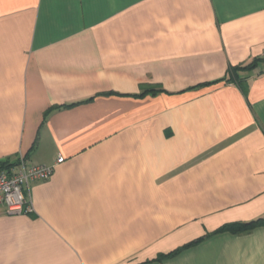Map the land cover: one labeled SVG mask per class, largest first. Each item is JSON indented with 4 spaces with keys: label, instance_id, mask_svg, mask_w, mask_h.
<instances>
[{
    "label": "crops",
    "instance_id": "1",
    "mask_svg": "<svg viewBox=\"0 0 264 264\" xmlns=\"http://www.w3.org/2000/svg\"><path fill=\"white\" fill-rule=\"evenodd\" d=\"M263 50L264 0H0V162L63 157L0 264H264L221 229L264 217Z\"/></svg>",
    "mask_w": 264,
    "mask_h": 264
},
{
    "label": "built area",
    "instance_id": "2",
    "mask_svg": "<svg viewBox=\"0 0 264 264\" xmlns=\"http://www.w3.org/2000/svg\"><path fill=\"white\" fill-rule=\"evenodd\" d=\"M260 67L264 71V50L260 54ZM63 161L57 156L51 164L27 165L23 158L16 163L0 166V212L20 214L31 212L32 205L28 191L30 183L44 180L52 175L56 164Z\"/></svg>",
    "mask_w": 264,
    "mask_h": 264
},
{
    "label": "trees",
    "instance_id": "3",
    "mask_svg": "<svg viewBox=\"0 0 264 264\" xmlns=\"http://www.w3.org/2000/svg\"><path fill=\"white\" fill-rule=\"evenodd\" d=\"M252 66H253V64H252ZM236 67H242V66H232V67L229 68V70L233 71V69H235ZM229 70H228V72H229ZM145 91L148 92V91H151V90L150 89H143L140 92V94L145 93ZM17 161H18V159L15 160V161L4 160V161L0 162V166H5L7 164H13V163H16ZM259 224H264V217L263 218H258L257 220L251 221V222H230V223H227L224 226H222L221 229L222 230H228V231H231V232H246V231H249L253 226L259 225Z\"/></svg>",
    "mask_w": 264,
    "mask_h": 264
}]
</instances>
